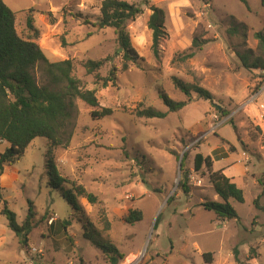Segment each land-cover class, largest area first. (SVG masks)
<instances>
[{
  "label": "rangeland",
  "instance_id": "rangeland-1",
  "mask_svg": "<svg viewBox=\"0 0 264 264\" xmlns=\"http://www.w3.org/2000/svg\"><path fill=\"white\" fill-rule=\"evenodd\" d=\"M4 1L15 11L22 37L34 34L27 24L31 17L38 30L36 41L46 56L51 61H74L75 75L85 88L97 91L100 107L77 98L68 126L71 137L65 134V143L53 153L61 175L83 184L97 202L78 197L82 208L76 211L49 186V141L37 137L25 155L8 166L0 196V209L7 201L20 224L30 210L34 214L29 247L22 245L2 215L0 264H107L103 250L93 241L115 245L124 255L119 264L140 254V264H207L205 252L213 253L211 264H264V186L259 181L264 174V70L246 68L238 55L264 60L256 36L264 33L261 0H247L249 6L241 0H128L144 9L128 25L132 43L144 60L127 72H118L117 84L107 87L84 68L88 59L113 55L117 47L113 28L97 25L103 0ZM152 5L166 12V34L158 57L148 28ZM71 13H82L90 23ZM196 34L207 42L194 57L182 60ZM121 61L120 56L110 60L100 75L108 76ZM34 75L39 84L47 82L40 66ZM174 76L206 88L213 100L193 92L189 101L173 83ZM161 88L187 105L164 118L138 117L139 107L168 111L159 96ZM256 92L260 96L254 101L251 97ZM104 107L113 113L101 119L92 116V110ZM214 112L228 121L210 130ZM199 125L202 129L193 132ZM202 134L204 138L195 141ZM218 145L228 146L230 157L217 161L215 168L235 165L237 184L244 190V202L230 199L239 219L219 221L203 205L220 199L218 195L214 199L207 168H194V157L201 152L217 160ZM8 147L0 140V153ZM241 161L249 165L247 172ZM184 173L188 193L181 188ZM70 187L65 184V189ZM257 199L261 208L255 204ZM135 207L143 211V219L126 223L129 209ZM53 214L57 219L48 224ZM32 246L42 253L34 254ZM251 248L255 259H249Z\"/></svg>",
  "mask_w": 264,
  "mask_h": 264
},
{
  "label": "trees",
  "instance_id": "trees-1",
  "mask_svg": "<svg viewBox=\"0 0 264 264\" xmlns=\"http://www.w3.org/2000/svg\"><path fill=\"white\" fill-rule=\"evenodd\" d=\"M145 1L148 3L149 0ZM241 1L249 6L247 0ZM261 4L264 7V0H261ZM150 9L152 13L148 20V28L152 31V50L158 57L160 42L166 34V12L155 5H152ZM100 12L101 16L97 25L100 28H113L117 47L113 55L99 60L88 59L84 63V68L88 74L94 75L97 83L107 87L109 84H117L118 72H127L133 64L139 65V62L144 60L134 47L128 30L129 23L135 21L144 9L141 5L128 0H103ZM71 15L83 18L85 23H90L89 18L82 13H71ZM27 24L34 34L24 38L17 31L15 11L4 0H0V140L9 144V147L0 153V177L7 165L17 163L25 155L27 148L37 137H44L49 141L46 152L49 186L59 191L74 210L80 211L82 207L77 200L78 197L86 198L90 203H96L98 198L83 184L63 177L57 168L53 153L56 147L65 143V134H68V138L71 137L72 131L68 130V126L74 116L75 100L79 98L97 108L100 107L99 97L95 89L85 88L82 80L75 75V63L72 59L51 61L46 56L36 41L39 36L38 30L31 17H28ZM256 36L259 39V48L264 53V33L257 32ZM206 42L207 40L201 38L200 34H196L191 47L184 55H181V59L194 57ZM238 55L246 68L264 70L263 59L257 58L251 61L247 53ZM118 56L122 59L120 67L113 65L108 76L100 75V69ZM37 66L41 67L47 81L45 84H39L36 80L34 69ZM172 79L175 86L187 95L189 101L192 100L193 92L203 99L212 101L214 98L210 91L198 84L187 83L176 76ZM159 96L168 107V111H161L153 106H144L136 108L135 114L138 117L164 118L169 112H177L187 105V101L173 99L163 88L159 89ZM112 113L113 109L109 107L92 110V116L97 119L110 116ZM185 157L186 154L183 160ZM213 163L211 155L204 156L201 152L195 154L194 168L196 170L202 169L203 166L207 168L215 194L220 198V201H209L203 205L206 209L213 210L219 221L239 219L230 199L244 202V190L223 170H215ZM187 181L188 174L184 173L181 188L186 193L189 192ZM259 181L264 186V174ZM65 184H71V187L65 189ZM2 189L0 183V196ZM255 204L261 208L258 199ZM2 215L7 217L9 227L21 237L22 245L28 248L29 235L34 228V214L31 210L28 217L20 224L17 221V214L9 208L8 202L4 201V206L0 209V217ZM143 217L144 214L140 208H131L125 217V222L133 224L141 221ZM63 226L67 230L66 223H63ZM86 237L91 238L87 234ZM93 242L103 250L108 264H119V260L124 258L115 245ZM253 250V248L250 249L249 259L257 258ZM233 254L238 260L237 247L234 248ZM203 258L207 264L214 261L212 252L203 253Z\"/></svg>",
  "mask_w": 264,
  "mask_h": 264
},
{
  "label": "crops",
  "instance_id": "crops-1",
  "mask_svg": "<svg viewBox=\"0 0 264 264\" xmlns=\"http://www.w3.org/2000/svg\"><path fill=\"white\" fill-rule=\"evenodd\" d=\"M201 125H199V127H197L196 129L195 128H192V129H194V131L193 132H195V133H198L202 128L200 127ZM2 142H5V141H2ZM218 151H219V153L217 154V156L216 157H220L219 159H215V156L213 157L212 155V158H213V161H214V163H213V167H214V169L215 170H219V169H221V170H223L224 171V173L227 175V176H229V177H231L236 183H237V175L235 174V172H233V167L235 166V165H228V166H222L221 168H219V169H216L215 168V163L217 162V161H219V160H223V159H228L229 157H230V151H229V149H228V146H226V145H223V146H219L218 145V147L216 148ZM206 156V155H205ZM241 164L243 165L244 163L241 161ZM237 165V164H236ZM8 166L9 165H7L6 167H5V170H4V173L1 175V177H0V183H1V186L4 188V186H3V177L5 176V174H6V171H7V169H8ZM243 170H244V172L246 171H248V169H249V165L247 166V165H243ZM217 198V195L214 197V199H216ZM220 199V198H219ZM54 225H55V223H54ZM53 225V226H54ZM53 228V227H52ZM105 260V259H104ZM106 261V260H105ZM106 263L108 264V262L106 261Z\"/></svg>",
  "mask_w": 264,
  "mask_h": 264
},
{
  "label": "built area",
  "instance_id": "built-area-1",
  "mask_svg": "<svg viewBox=\"0 0 264 264\" xmlns=\"http://www.w3.org/2000/svg\"><path fill=\"white\" fill-rule=\"evenodd\" d=\"M264 89V88H263ZM260 96V92H256L255 94L252 95L251 99L252 100H257L258 97ZM226 121H228L227 118H223V119H220V116L218 115L217 112H214L210 115V121H209V129L211 130H214V129H217L218 127H220L223 123H225ZM206 134H202L200 135L199 137H197V139L195 141H198L202 138H204ZM57 219V215L53 214L52 216H50V218L48 219V224H51L52 222H54L55 220ZM32 252L34 254H41L42 253V250H40L39 248L35 247V246H32L31 248ZM143 259V254H140L138 255L136 258L130 260L129 262H126L124 264H140L141 261Z\"/></svg>",
  "mask_w": 264,
  "mask_h": 264
}]
</instances>
